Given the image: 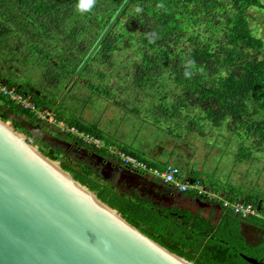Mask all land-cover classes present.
Returning a JSON list of instances; mask_svg holds the SVG:
<instances>
[{
	"label": "trees",
	"instance_id": "1",
	"mask_svg": "<svg viewBox=\"0 0 264 264\" xmlns=\"http://www.w3.org/2000/svg\"><path fill=\"white\" fill-rule=\"evenodd\" d=\"M77 3L78 0H0V77L5 83L29 95L36 105L49 109L66 125L111 144L95 131L94 124H84L75 114L68 118L61 114L57 97L36 88L25 74H19L31 62L42 64L46 89L64 77L74 82L86 73L104 79L100 71L107 66L111 69L113 57L119 62L114 70L123 72L115 79L124 81L132 66V82L146 91L145 96L158 101L157 116L198 107L200 112L185 113L187 121L203 118L213 126L224 124L233 137L249 141L255 150L263 149L264 36L255 34L250 12L253 6L261 7L264 0H96L93 9L84 13L77 10ZM157 4L163 7L157 8ZM150 33H155L156 38L150 39ZM16 61L21 69L13 64ZM186 72L191 75L186 76ZM115 79L107 83L83 81L109 98ZM10 113L24 118V122L34 119L0 94V118L4 121ZM12 126L18 129L17 122ZM116 148L153 167L174 165L142 158L126 146ZM61 167L128 223L136 228L147 227L151 231L147 233L149 238L193 264H254L242 258L235 246L215 245L204 252L210 255L206 260L192 261L189 255L164 243L171 240L161 230L166 221L144 198L129 196L105 179L89 175L86 163H62ZM251 203L257 205L256 201ZM260 261L264 264L263 257Z\"/></svg>",
	"mask_w": 264,
	"mask_h": 264
},
{
	"label": "rangeland",
	"instance_id": "2",
	"mask_svg": "<svg viewBox=\"0 0 264 264\" xmlns=\"http://www.w3.org/2000/svg\"><path fill=\"white\" fill-rule=\"evenodd\" d=\"M252 8L250 12L251 23L256 27L257 31L255 34L264 36V4L261 7L253 6ZM33 57L34 56H32V59ZM115 59L116 58L113 57L111 58V69L107 66L100 71L103 73L104 79H98L97 75L94 76L86 73L82 74L81 79L78 77L79 80H75L74 82H70V80L67 82V79L65 80L64 77L61 79V82L47 85L48 89L43 86L42 64L31 62L23 68L25 72H21L19 75L23 76L25 74V78L28 79L30 84H33L40 90H44V92H50L53 98L57 97L58 102L62 106V108L59 109L60 113L65 117L68 118L69 114H75L74 116L84 124H94L95 131L99 134L106 136L112 142L116 141L115 145L126 146L139 156L149 160H154L156 162L167 160L169 162L168 164L173 163L180 167L189 162H194L195 164L199 163L203 167L208 166V168H210L213 167V158L217 153H228L229 144L230 149H233L234 145L236 146L240 139L235 136L233 137L229 129H227V127L225 128L224 124L213 126L208 121L203 120V118L202 120H198V122L187 121L188 119H186L185 113L200 112V108L198 107H193L192 110H190V108L186 111L183 110L181 113H178L177 110L173 112L168 111L166 115L161 114L157 116L155 109L158 101H155L150 95L145 96L146 91L140 89L136 86V83L134 84L132 82V76H135L134 72H132V66L128 67L129 77H125L124 81H117L115 79V76L120 77L123 73H117L116 70H114L119 63L115 61ZM117 60L119 61L120 59L118 58ZM18 63L19 61H16V63L13 62L14 65L17 67L19 66V69H21ZM97 68L98 65L92 70L94 71ZM74 78L76 77L74 76ZM83 78L94 82L97 81V83L101 81L102 83L112 82L115 79V82L112 83L114 86H111L112 96L110 94V96H108L109 98H104L106 96H104L102 90L99 91L88 88ZM0 79L5 81L2 77H0ZM14 82H17L16 79H14ZM16 84H18V82ZM62 85L65 86L61 89ZM29 89L33 90L32 87H29ZM115 101L117 104H115ZM7 117L8 119L4 121H6L14 131L22 134V137H24L37 152L54 161L61 169L62 163L75 165V161L81 160L89 165L90 171H87L89 175L98 177L97 179H105L107 184L110 183L116 187L114 183L117 182V179L115 181H112V179L110 181L108 179L109 177L112 178L111 176L114 174L112 168L100 172L90 159L84 155H76L73 151L66 150L64 144L59 145V143H57L54 145V148L48 146L45 138H42V130H32L30 128L31 126L27 124H25V127L21 122V120L26 121L24 118H18V116L12 113L8 114ZM14 122L18 123V129L12 126ZM188 123H191L190 127ZM166 127L172 128V131L169 129L170 131L168 132ZM49 128L51 131H54L55 127L53 128L52 126ZM63 142L66 143L65 140H63ZM241 142L246 144L244 140H241ZM224 145L225 147L222 149L216 148H221ZM111 146L115 147L114 145ZM244 151L247 152L246 149L239 152L243 155L245 153ZM50 154L52 156H49ZM253 154L257 157L254 156L256 161L255 163L251 162L252 167L259 169L260 174L261 172L263 174L264 147L260 151L253 149ZM101 156L109 157V155L105 153ZM259 159L261 161H259ZM225 160L227 161L229 158L227 157ZM242 164V162L239 164V168L243 166ZM78 165L81 167L80 164ZM144 176L145 175L142 174L143 178ZM140 181L141 180H138V182ZM129 187H132L143 196L146 195L142 192L141 188L127 185V188ZM148 196L151 198L154 197L155 199L159 195ZM164 243L171 245L168 240H164ZM159 244L165 247L163 244Z\"/></svg>",
	"mask_w": 264,
	"mask_h": 264
},
{
	"label": "water",
	"instance_id": "3",
	"mask_svg": "<svg viewBox=\"0 0 264 264\" xmlns=\"http://www.w3.org/2000/svg\"><path fill=\"white\" fill-rule=\"evenodd\" d=\"M6 136L0 133V264H171L141 239L169 251L147 236L150 231L146 227L128 223L66 171L120 216L125 226L100 208L90 209L11 148ZM23 142L31 146L25 139ZM127 175L155 184L137 172L128 171ZM112 177L115 181L119 175L115 172Z\"/></svg>",
	"mask_w": 264,
	"mask_h": 264
},
{
	"label": "crops",
	"instance_id": "4",
	"mask_svg": "<svg viewBox=\"0 0 264 264\" xmlns=\"http://www.w3.org/2000/svg\"><path fill=\"white\" fill-rule=\"evenodd\" d=\"M241 140L240 138L233 149L229 148V144L228 153H217L213 158V167H203L194 162L181 167L174 165L179 168L185 178L200 179L207 189L220 193L223 198L256 201L260 210L264 212V173L260 174L259 169L252 167L251 162L256 161L253 145L247 140H244L246 144H243ZM110 143L115 147L122 146L115 145L116 141ZM224 147L225 145L216 148ZM245 149L247 152L244 151L242 155L239 151ZM227 157L230 161L225 160ZM241 162L243 166L239 168ZM157 163L168 164L169 162L164 160ZM144 177L146 181H153L155 184L135 181L126 174H122L117 180H124L128 184L138 182L141 185L135 188H141L145 196L132 187L121 190L129 196H140L155 207L154 209L166 221V224L161 226V230L166 236H170V246L174 251L189 255L192 261L206 260L210 255L204 252L214 245L220 248L235 246L241 257L249 256L261 263L260 259L264 258V222L262 220L251 215H237L229 208L221 206L220 201L198 197L193 190L178 191L172 185L153 179L150 175L145 174ZM142 186H146L145 189ZM157 194L159 196L155 199L148 196Z\"/></svg>",
	"mask_w": 264,
	"mask_h": 264
},
{
	"label": "built area",
	"instance_id": "5",
	"mask_svg": "<svg viewBox=\"0 0 264 264\" xmlns=\"http://www.w3.org/2000/svg\"><path fill=\"white\" fill-rule=\"evenodd\" d=\"M0 94L13 101L15 105L27 110L35 120L42 121L55 127L60 133L71 135L82 145H90L92 149L105 151L110 157H108V161L103 160L100 163V166L108 168V166H110L109 160L117 161L120 166V168L116 171L119 177L122 174L127 175L128 171H133L144 175L147 174L152 176V178L159 179L163 183L172 185L178 191L183 192L187 190H193L194 194L198 197L207 200H219L221 206L224 208H229L237 215L255 216L262 219L264 222V212L261 211L257 205L243 200L225 199L220 193L211 189H207L197 178H185L181 174L179 168L175 165H165L161 168L147 165L142 160L136 159L135 157L117 149L116 147H112L111 144L106 143L100 137H96L91 133L80 130L74 125H66L61 119L54 116V114L49 109L36 105L30 99L29 95L18 92L14 85H8L2 79H0Z\"/></svg>",
	"mask_w": 264,
	"mask_h": 264
},
{
	"label": "bare ground",
	"instance_id": "6",
	"mask_svg": "<svg viewBox=\"0 0 264 264\" xmlns=\"http://www.w3.org/2000/svg\"><path fill=\"white\" fill-rule=\"evenodd\" d=\"M0 133L7 135L8 139H6V143L13 148L18 154H20L24 159L28 160V162L33 165L37 170H39L42 174L47 176L57 185L62 187L68 193L73 195L83 204L88 206L90 209L100 208L102 212L105 213L108 217L112 218L119 224L125 226V223L121 220L120 216L116 215L112 210L106 207L104 204L97 201V198L89 192L84 187L80 186L76 181H73L66 171L62 170L58 165L40 154H38L33 146L27 147L23 142L22 134L14 131L6 121L0 119ZM21 149V150H19ZM23 150L25 152H23ZM26 153L29 155L26 158ZM25 156V157H24ZM143 241H146L149 245H151L154 249L159 251V254L166 260H168L171 264H190L183 257H179L175 254L166 251L158 244L150 241L149 239L142 237Z\"/></svg>",
	"mask_w": 264,
	"mask_h": 264
},
{
	"label": "flooded vegetation",
	"instance_id": "7",
	"mask_svg": "<svg viewBox=\"0 0 264 264\" xmlns=\"http://www.w3.org/2000/svg\"><path fill=\"white\" fill-rule=\"evenodd\" d=\"M31 92L35 93L36 91L32 90ZM21 122L24 126H25V124L31 126L30 128L32 130L40 131V129H41L42 130V133H41L42 138H45V141L47 142L48 146H51L54 148V145H56L57 143H59V145L64 144L66 150L73 151L76 155H80V156L84 155L85 157L90 159L91 162H93V165L96 166L100 172L104 171L105 169L112 168L113 172L115 173L120 168L119 163L115 160H109L110 166H108V168L100 166V163L103 160L108 161V158L106 156L105 157L101 156L104 153L107 154L105 151L98 150V151H100V152H98L95 149H92V147L90 145H82L76 139L73 140L71 135L68 136L69 134L67 135L66 133H60L54 127H53L54 131H51V129L49 127H52V126L47 124V123H44L42 121H37L35 119H30L27 122H24L21 120ZM63 140H65L66 143L63 142ZM77 161L80 163H85L81 160H77ZM116 166H119V167H116ZM108 179L111 181L112 178L109 177ZM116 181L117 182L114 184L116 185V187L118 189H124L125 187H127V185H130L133 187H140L141 186L140 184H138V182H133L132 184H128L124 180H121V181L116 180ZM145 187L146 186H142L143 189H145Z\"/></svg>",
	"mask_w": 264,
	"mask_h": 264
},
{
	"label": "clouds",
	"instance_id": "8",
	"mask_svg": "<svg viewBox=\"0 0 264 264\" xmlns=\"http://www.w3.org/2000/svg\"><path fill=\"white\" fill-rule=\"evenodd\" d=\"M95 4H96V0H78L77 10L81 13L90 12L93 9V7L95 6ZM156 7L162 8L163 4H157ZM137 11L139 12L140 9L138 8ZM149 35H150V39L156 38L155 33H150ZM185 75L190 76L191 73L186 72Z\"/></svg>",
	"mask_w": 264,
	"mask_h": 264
}]
</instances>
